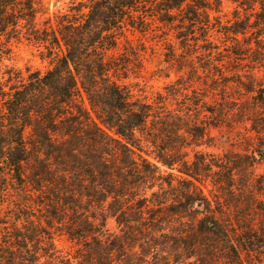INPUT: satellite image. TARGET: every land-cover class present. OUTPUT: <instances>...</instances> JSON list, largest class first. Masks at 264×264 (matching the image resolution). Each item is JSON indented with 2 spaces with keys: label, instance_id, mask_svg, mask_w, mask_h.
Returning <instances> with one entry per match:
<instances>
[{
  "label": "trees",
  "instance_id": "1",
  "mask_svg": "<svg viewBox=\"0 0 264 264\" xmlns=\"http://www.w3.org/2000/svg\"><path fill=\"white\" fill-rule=\"evenodd\" d=\"M227 1L226 23L223 0H88L41 28L0 0V264L264 263V0ZM153 28L191 65L150 97L128 33ZM22 39L49 70L6 64ZM223 126L244 153L199 151Z\"/></svg>",
  "mask_w": 264,
  "mask_h": 264
},
{
  "label": "rangeland",
  "instance_id": "2",
  "mask_svg": "<svg viewBox=\"0 0 264 264\" xmlns=\"http://www.w3.org/2000/svg\"><path fill=\"white\" fill-rule=\"evenodd\" d=\"M41 7V13L38 15V23L42 28L46 21H50L53 27L57 26V18L70 14L76 10H81L86 13V3L88 0H37ZM234 6L227 0H223L221 12H211V18L220 19L223 23L233 19ZM154 31L147 34H140L139 32L128 33V37L132 40L135 46L142 50V59L144 63V70L139 78L135 76L130 77V82L138 83L139 89H142L148 96H152L157 91H163V88L168 84L175 83L183 76H187L189 71V64L187 57L184 59L179 57L183 53L179 49V42L175 39L174 33H169L167 36L162 34V30L153 28ZM12 56L11 60L6 64L9 67L20 70L24 76L28 72L45 73L51 68L52 61L43 55L44 49L34 42L22 39L15 41L11 45ZM123 45L119 52L123 51ZM173 50V56L171 51ZM118 52V51H117ZM240 127L227 128L226 126L211 130V137L213 138L210 147L198 148L199 151L218 155L224 154H243L245 141ZM193 155H190L192 159ZM257 174L264 176V160L255 168ZM209 189H204L205 194H209ZM107 229L112 234H120V228L115 219H109L107 222ZM57 248L64 254H73L75 248L66 241L65 238L56 239ZM264 264V263H262Z\"/></svg>",
  "mask_w": 264,
  "mask_h": 264
}]
</instances>
